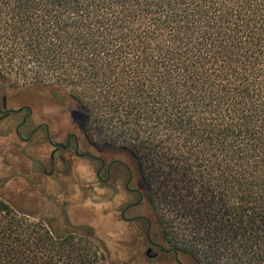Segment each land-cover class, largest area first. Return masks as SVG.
<instances>
[{
	"label": "trees",
	"instance_id": "obj_1",
	"mask_svg": "<svg viewBox=\"0 0 264 264\" xmlns=\"http://www.w3.org/2000/svg\"><path fill=\"white\" fill-rule=\"evenodd\" d=\"M0 67L10 89L69 101L88 143L94 122L186 263L264 264V0H0ZM14 190L0 264L106 262L71 200L24 211Z\"/></svg>",
	"mask_w": 264,
	"mask_h": 264
},
{
	"label": "flooded vegetation",
	"instance_id": "obj_2",
	"mask_svg": "<svg viewBox=\"0 0 264 264\" xmlns=\"http://www.w3.org/2000/svg\"><path fill=\"white\" fill-rule=\"evenodd\" d=\"M79 115L73 114L69 101L55 103L49 96L27 88L10 89L0 81V135H14L22 151H48L49 175L58 162L68 170L75 164L77 173H89L85 186L100 189L102 220L116 224L119 248L128 247L132 264H196L186 263L183 253L169 245L143 214L134 170L115 153L105 157L92 147L83 132V119L75 122V131L69 129Z\"/></svg>",
	"mask_w": 264,
	"mask_h": 264
},
{
	"label": "rangeland",
	"instance_id": "obj_3",
	"mask_svg": "<svg viewBox=\"0 0 264 264\" xmlns=\"http://www.w3.org/2000/svg\"><path fill=\"white\" fill-rule=\"evenodd\" d=\"M0 70H3L5 74L10 73L7 67H0ZM7 80L10 86L19 87L17 89L24 88L21 87L24 84L23 80L12 76V74L9 75ZM82 119L81 115L77 119H73L69 129L75 131V122ZM86 131V136L92 147L102 150L101 153L105 157H110L112 153L105 152L102 145L105 143L112 144V142L97 131L93 121L88 125ZM67 164L72 165L69 162ZM49 165L48 151H22L14 135H0V189L6 185L14 187L15 190L11 192V195L17 208L24 211H37L40 206L36 200L42 199L44 200L41 205L43 211H52L58 209L61 200L69 199L72 202V209H74L71 212L72 221L91 224L96 230V235L108 250L107 257L109 260L107 258L103 264H109L108 261L111 264H132L129 260L128 247L119 248L116 224L110 220L107 222L102 220L100 189L85 186V181L88 179L85 177L89 173H77L75 164H73V168L71 167L68 170L61 162H58L54 168V173L49 175L51 170ZM144 210L148 215L149 211ZM142 212L144 213L143 210ZM158 213L161 215V221L164 222L162 219L163 213L159 209ZM165 226L167 227V225ZM171 237L173 244L177 243L179 247H182L181 240H177L174 234ZM199 260V264H208L203 259ZM219 264L226 263L221 262Z\"/></svg>",
	"mask_w": 264,
	"mask_h": 264
}]
</instances>
